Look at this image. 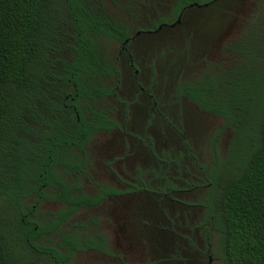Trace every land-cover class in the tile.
Masks as SVG:
<instances>
[{
    "label": "flooded vegetation",
    "instance_id": "af4514ba",
    "mask_svg": "<svg viewBox=\"0 0 264 264\" xmlns=\"http://www.w3.org/2000/svg\"><path fill=\"white\" fill-rule=\"evenodd\" d=\"M220 1L174 0L171 14L157 15L151 0H90L126 29L121 39L107 37L104 42L105 52L118 67L113 81L106 79L113 89L99 103L112 123L59 155L70 163L54 165L49 175L40 177L37 193L13 201L0 196L8 202V211L1 216L13 264H222L210 204L219 156L203 173L194 150L198 136L185 135L186 113L178 104L190 102L206 109L181 89L157 90L154 76L161 75L170 60L167 50L159 54L162 58L152 57L161 35L175 33L182 16L195 14L194 9L200 15L215 13ZM142 14L146 24H138ZM61 28L64 33L46 54L71 62V29ZM252 43L249 35L234 38L224 51L242 59L239 50ZM158 64L160 73L155 70ZM121 81L131 86L126 98L119 94ZM54 101L65 107V113L68 108L76 115V104L82 102L73 90H59ZM134 106L143 111V122L136 119ZM219 131L209 141L212 152L225 131L226 145L234 135L232 124ZM170 134L177 137L176 149ZM95 136L102 141L98 146L93 144ZM203 189L207 192L201 200H185Z\"/></svg>",
    "mask_w": 264,
    "mask_h": 264
},
{
    "label": "trees",
    "instance_id": "16d2710c",
    "mask_svg": "<svg viewBox=\"0 0 264 264\" xmlns=\"http://www.w3.org/2000/svg\"><path fill=\"white\" fill-rule=\"evenodd\" d=\"M57 2L0 0V196L9 201L37 193L40 177L49 175L54 165L70 163L59 155L112 123L99 103L113 89L106 79L113 81L118 67L104 42L107 37L121 39L126 29L90 0H63L67 17L62 21ZM64 25L71 29V62L46 54L64 33ZM260 47L239 50L242 63L235 67L208 66L181 88L200 107L233 125V144L250 138L242 150L233 147L222 169L212 174L210 204L222 264H264V107L252 115L250 126L240 118L248 94L256 96L264 88ZM60 66L65 78L61 82ZM59 90L77 94L82 101L76 104L77 115L68 108L65 113L54 101ZM0 264H13L1 215Z\"/></svg>",
    "mask_w": 264,
    "mask_h": 264
},
{
    "label": "rangeland",
    "instance_id": "374dc122",
    "mask_svg": "<svg viewBox=\"0 0 264 264\" xmlns=\"http://www.w3.org/2000/svg\"><path fill=\"white\" fill-rule=\"evenodd\" d=\"M151 2L157 15L171 14L174 8V0H151ZM57 3L60 10L59 15L64 21V18L67 17L65 4L63 0H58ZM219 4L220 6L216 7L215 13L210 12L200 15L196 13L199 10L194 9L195 14L187 13L182 16L175 33L161 35L163 38L159 40V46L153 49L152 57L162 58L159 54L162 50H167L168 54L166 56L170 60V65L164 68L158 64L155 67V70L158 68L159 73L161 66L164 69L161 75L157 76L156 74L154 76V79L157 80V90L162 92L164 90H180L186 82L197 80L208 66L218 69L235 67L242 63L241 58L234 57L230 52L224 51V46L231 39L245 38L246 35H249L250 43L253 42L252 44L257 50L261 49L260 46L264 50V0H221ZM143 15L139 18L138 24H146ZM243 20L245 21L243 22ZM184 57L189 60H185ZM259 61L264 63V53ZM261 74L264 77V72ZM130 90L129 82L121 81L119 94L126 98ZM258 92L260 94L256 96L252 93L248 94V105L243 109V112H240V118L246 126L252 125V120H254L252 115L264 107V88H261ZM254 97L255 99H261L259 104ZM110 104V102H104V105ZM178 106L186 113L185 135L188 138L191 137V133L195 134V138L198 136V142L200 143L197 142V147L194 150L196 155L199 154L197 161L203 166L202 170L205 174H207L205 170L210 171V168L215 165V156H219L217 170L222 169L226 154L229 155L233 147L234 151L242 150V148H245L246 141L250 139L249 136H245L237 144H233L234 135H232L230 144L226 145L225 139L228 132L225 131L216 145V152H212L209 141L227 121L219 115L197 108L196 105L190 102L179 103ZM132 111L136 119L143 122V111L137 106H134ZM100 140L98 136H95L93 144L100 145L102 142ZM170 140L172 147L174 149L178 148L177 137L170 134ZM116 148L117 146L115 152L117 151ZM197 171V169L194 170L195 173ZM206 192L203 189L198 191L195 197H186L185 200L195 199L199 201ZM7 206V200L0 198V215L7 213ZM148 215H150V212Z\"/></svg>",
    "mask_w": 264,
    "mask_h": 264
}]
</instances>
